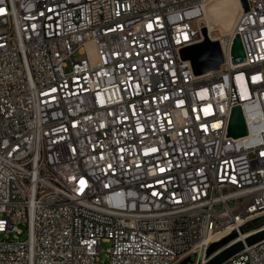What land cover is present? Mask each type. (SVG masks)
<instances>
[{"label":"built area","instance_id":"obj_1","mask_svg":"<svg viewBox=\"0 0 264 264\" xmlns=\"http://www.w3.org/2000/svg\"><path fill=\"white\" fill-rule=\"evenodd\" d=\"M210 1L0 0V264H179L264 215V0L197 74Z\"/></svg>","mask_w":264,"mask_h":264},{"label":"water","instance_id":"obj_2","mask_svg":"<svg viewBox=\"0 0 264 264\" xmlns=\"http://www.w3.org/2000/svg\"><path fill=\"white\" fill-rule=\"evenodd\" d=\"M242 7L245 10L248 9L247 0L214 1L207 6L210 26L212 28L222 27L224 32L230 31ZM204 34L207 35L205 28ZM90 47L93 48V45ZM182 56L191 59L197 74L216 70L224 61L219 41H212L207 36L204 42L184 49ZM232 56L235 63L245 59L244 48L238 34L233 41ZM247 133L241 106H235L231 114L228 135L239 137ZM263 239L264 215L247 221L239 229L211 243L205 254H202L198 259H195V256H189L179 264H225L231 257L241 252L245 245H251Z\"/></svg>","mask_w":264,"mask_h":264},{"label":"bare ground","instance_id":"obj_3","mask_svg":"<svg viewBox=\"0 0 264 264\" xmlns=\"http://www.w3.org/2000/svg\"><path fill=\"white\" fill-rule=\"evenodd\" d=\"M214 1H217V0H211L210 1V3L208 4V5H210L211 3H213ZM206 11H207V8H206ZM240 11H241V9H240ZM204 19H205V25L207 26L206 27V31H207V37H208V31L210 30V32H215V33H218V32H220V31H222V32H224V30H223V28L222 27H218V28H221V29H219V30H215V31H212L211 30V28H209V16H208V12H206L205 13V16H204ZM239 22H240V14L238 15V17H237V19H236V21H235V23H234V25H238L239 24ZM208 28V29H207ZM218 28H215V29H218ZM205 36V37H206ZM206 39V38H205ZM201 40H198V42H196L194 45H196V44H200L201 42H200ZM205 41V40H204ZM203 41V42H204ZM190 69H194V66H193V63H192V61H190ZM223 237V235L222 236H220V237H217L214 241H211V239L208 241V244L210 245L211 243H214V242H216V241H218L219 239H221ZM227 262H229V260L227 261Z\"/></svg>","mask_w":264,"mask_h":264},{"label":"rangeland","instance_id":"obj_4","mask_svg":"<svg viewBox=\"0 0 264 264\" xmlns=\"http://www.w3.org/2000/svg\"><path fill=\"white\" fill-rule=\"evenodd\" d=\"M209 25H210V23H209ZM204 28L206 29V25H205V27H203V29H202V32H203V37L202 38H200L199 40H201L200 42H203L204 40H206L205 38V34H204ZM209 28H211V30L212 31H215V30H219V29H221V28H218V29H215V28H212L211 26H209ZM208 29V28H207ZM214 34V33H213ZM208 37H209V35H208ZM212 41H219V39H211ZM82 57V55L81 54H79L78 52H76L75 53V58L76 59H80ZM226 234H224L223 235V237L222 238H224V236H225ZM221 238V239H222ZM220 240V239H219ZM110 246H111V243L110 242H102L101 243V257L102 258H105V253L107 252V250L110 248Z\"/></svg>","mask_w":264,"mask_h":264}]
</instances>
